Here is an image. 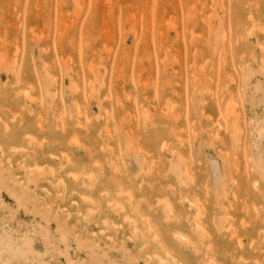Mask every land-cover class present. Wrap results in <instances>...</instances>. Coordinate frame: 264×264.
<instances>
[{"label": "rangeland", "instance_id": "rangeland-1", "mask_svg": "<svg viewBox=\"0 0 264 264\" xmlns=\"http://www.w3.org/2000/svg\"><path fill=\"white\" fill-rule=\"evenodd\" d=\"M157 258L264 264V0H0V264Z\"/></svg>", "mask_w": 264, "mask_h": 264}, {"label": "bare ground", "instance_id": "bare-ground-1", "mask_svg": "<svg viewBox=\"0 0 264 264\" xmlns=\"http://www.w3.org/2000/svg\"><path fill=\"white\" fill-rule=\"evenodd\" d=\"M244 76H246V74L244 75ZM25 94V93H24ZM27 94V93H26ZM28 95V94H27ZM26 95V96H27ZM25 96V95H24ZM25 96V97H26ZM225 115H226V118H227V120H228V123H229V129H230V134L232 135V138L234 139L235 138V132H234V128H233V124H234V119H233V115H231L230 114V111H229V109H228V107H226L225 108ZM89 120V119H88ZM87 122V121H86ZM88 123V122H87ZM134 151V150H133ZM114 164V163H113ZM113 167H114V165H112ZM115 169H116V167H115ZM87 177V176H86ZM85 177V178H86ZM90 177H91V175H89V179H90ZM88 179V180H89ZM110 182L112 183V186L114 187V191L112 192V193H105L106 195V199H107V201H104V202H115V199H119L120 198V195H121V193L119 194V193H117L118 191H117V188H116V190H115V186H114V182L110 179ZM94 185H96V184H94ZM116 191V192H115ZM117 194H119V195H117ZM126 195V194H125ZM104 196V193H100V195L99 196H97V200L99 199V197H103ZM127 196V195H126ZM115 197H117V198H115ZM129 198V197H128ZM89 199H91V198H89ZM120 200V199H119ZM118 200V201H119ZM130 200V199H129ZM89 201V200H88ZM91 201V200H90ZM118 201H116V202H118ZM121 201V200H120ZM119 201V202H120ZM92 202V201H91ZM90 202V203H91ZM130 202V201H129ZM91 204H93V203H91ZM107 204V203H106ZM109 205H111V203L109 204ZM117 204H115L114 203V206L112 207V208H110L109 209V211L107 210V212L108 213H112V214H114V213H116V209L118 210V205L116 206ZM93 206V205H92ZM120 207V206H119ZM169 208V207H168ZM167 208V211H168V215H170V211H169V209ZM198 210V209H197ZM119 212H121V210H118ZM123 211V210H122ZM199 211V210H198ZM88 212L89 213H91L92 211L91 210H88ZM170 217H172V216H170ZM125 219V218H124ZM128 221H129V219H128ZM127 221V222H128ZM218 222V221H217ZM220 222H221V220H220ZM131 224H132V220H131ZM134 224V223H133ZM132 224V225H133ZM195 226V225H194ZM197 226V225H196ZM216 226V228L217 229H220L221 228V225H215ZM114 227V226H113ZM198 227V226H197ZM195 228V227H194ZM193 228V229H194ZM148 229H149V227H148ZM191 229V228H190ZM227 229V228H226ZM221 230V229H220ZM219 230V231H220ZM135 231V230H134ZM134 231H133V233H134ZM197 231V230H196ZM224 231V230H223ZM226 231V230H225ZM102 231H100V233H101ZM136 232V231H135ZM191 232V231H190ZM138 233V232H137ZM137 233H135V234H137ZM233 233V232H232ZM231 233V234H232ZM131 236H132V233H131ZM130 236V237H131ZM178 238H179V236L178 235H176ZM176 236L174 235L173 237H175L176 238ZM183 237V236H182ZM232 237V236H231ZM178 238H176V239H178ZM209 238V237H208ZM129 239V238H128ZM153 239H154V237H153ZM157 239V238H156ZM184 239V238H183ZM109 240L111 241V239L109 238ZM181 240V241H180ZM180 243H182L183 241H182V239L180 238ZM155 241V240H154ZM178 241V242H179ZM159 245V244H158ZM155 258H156V256H154ZM167 258H168V256H167ZM153 259V258H152ZM157 259H159V258H157ZM150 260V259H149ZM153 260H155V259H153ZM158 264H177L176 263V260H174L173 258L170 260V261H168V260H165V259H159L158 260V262H157ZM212 263V262H211ZM245 263V262H244Z\"/></svg>", "mask_w": 264, "mask_h": 264}]
</instances>
